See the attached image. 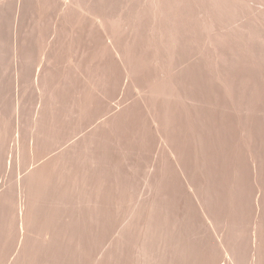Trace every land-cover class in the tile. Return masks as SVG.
Listing matches in <instances>:
<instances>
[{
  "label": "rangeland",
  "instance_id": "1",
  "mask_svg": "<svg viewBox=\"0 0 264 264\" xmlns=\"http://www.w3.org/2000/svg\"><path fill=\"white\" fill-rule=\"evenodd\" d=\"M0 264H264V0H0Z\"/></svg>",
  "mask_w": 264,
  "mask_h": 264
}]
</instances>
